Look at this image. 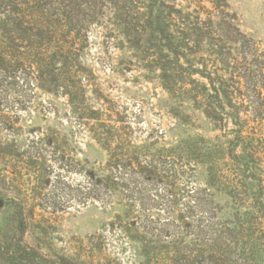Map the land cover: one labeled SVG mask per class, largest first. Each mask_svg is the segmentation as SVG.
Listing matches in <instances>:
<instances>
[{"label":"trees","instance_id":"trees-1","mask_svg":"<svg viewBox=\"0 0 264 264\" xmlns=\"http://www.w3.org/2000/svg\"><path fill=\"white\" fill-rule=\"evenodd\" d=\"M107 10L110 16L104 22L115 27L108 28L109 33L121 32L128 47L152 57L149 64L164 58V88L182 102L188 100L213 128L222 130L211 139L198 135L180 140L165 149L168 155L177 154L189 165L195 161L204 164L211 184L223 189L234 204H246L253 210L247 219L232 225L223 222L218 228L209 224L206 230L204 206L199 202L180 212L182 227L196 236L197 250L207 251L202 262L257 264L253 253L264 256V55L240 31L225 0H0V84L18 73L31 90L40 87L67 95L84 119L83 80H90L93 74L82 70L77 55L86 27L103 21ZM153 12L156 15L150 16ZM144 13L148 16L139 19ZM147 29L152 36L156 31V42L145 38L143 31ZM152 44L154 47L149 46ZM155 47L158 54L152 52ZM162 47L163 57L159 56ZM91 128L108 151L103 166L81 165L72 159L64 162L55 146L50 149L53 164L40 155V163L35 161L40 166L38 173L55 172L52 179L58 194L62 171L76 173L68 182L65 197L57 194L61 198L47 204L53 211L60 200L82 205L94 200H124L132 207L140 182L163 181L159 167H164V147L135 143L122 128L102 120ZM41 173L35 174L37 181H51ZM40 197L0 202L4 216L0 262L77 264L43 249L44 216L35 211Z\"/></svg>","mask_w":264,"mask_h":264},{"label":"rangeland","instance_id":"rangeland-1","mask_svg":"<svg viewBox=\"0 0 264 264\" xmlns=\"http://www.w3.org/2000/svg\"><path fill=\"white\" fill-rule=\"evenodd\" d=\"M204 4L210 6L207 1ZM225 4L240 31L264 55V0H225ZM104 16L103 21L86 27L77 55L82 70L93 74L90 80H83L84 119L67 95L40 87L31 90L18 73L0 84V202L10 198L32 201L41 196L35 211L44 216L43 249L77 264H206L202 258L206 259L207 251L197 250L196 236L182 227L180 212L199 202L204 206L206 230L209 224L218 228L223 222L232 225L247 219L253 210L246 204H234L223 189L211 184L204 164L195 161L189 165L177 154L168 155L165 149L198 135L211 139L222 130L213 128L188 100L182 102L164 88V58L149 64L152 57L128 47L121 32L109 33L108 28L115 27L104 22L110 16L108 10ZM160 29L164 30L163 25ZM143 32L152 42L159 39L156 31L153 36L148 29ZM152 52L158 54V48ZM161 52L159 56L163 57V47ZM99 120L122 128L135 143L164 147V167H159L163 181L140 182L132 207L124 200H94L85 205L60 200L53 211L47 204L61 198L54 189L55 172L46 175L42 170L39 173L51 181H37L35 174H39L40 166L35 161L40 163V155L53 164L50 149L55 146L64 162L72 159L81 165L103 166L108 151L91 130ZM75 174L62 171L59 196L69 192L68 182L75 179ZM195 187L197 191L193 192ZM44 205L48 207L42 209ZM3 222L0 214V225ZM253 254L257 264H264L263 255Z\"/></svg>","mask_w":264,"mask_h":264}]
</instances>
